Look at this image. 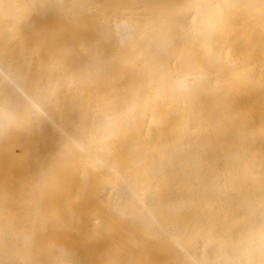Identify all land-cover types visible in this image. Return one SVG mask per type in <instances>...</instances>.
Segmentation results:
<instances>
[{"label": "bare ground", "instance_id": "1", "mask_svg": "<svg viewBox=\"0 0 264 264\" xmlns=\"http://www.w3.org/2000/svg\"><path fill=\"white\" fill-rule=\"evenodd\" d=\"M39 1L0 0V264H264V0Z\"/></svg>", "mask_w": 264, "mask_h": 264}, {"label": "rangeland", "instance_id": "2", "mask_svg": "<svg viewBox=\"0 0 264 264\" xmlns=\"http://www.w3.org/2000/svg\"><path fill=\"white\" fill-rule=\"evenodd\" d=\"M42 1L44 0H40L39 3H41ZM100 2H103V0H99ZM42 12L44 13V11L42 10H38L37 12L35 11L31 17V25H30V35L33 36L34 34V31H37V36H40L41 38H43L45 36V33L46 31L51 28L53 29V31L55 32L56 30V33L57 34H60L61 35V30L59 29V15L57 13H52L50 11H48L46 14V12L44 13L45 16L42 15ZM53 14V15H51ZM54 14H57V15H54ZM47 15V16H46ZM51 16V17H50ZM58 18H57V17ZM45 17V18H44ZM49 17V18H48ZM46 28V29H45ZM55 33V34H56ZM42 34V35H41ZM60 35H59V39L57 37L58 40L56 41H59L60 40ZM57 52H55V56H57L56 54ZM54 54H51V57L52 58H56L54 56ZM53 55V56H52Z\"/></svg>", "mask_w": 264, "mask_h": 264}]
</instances>
